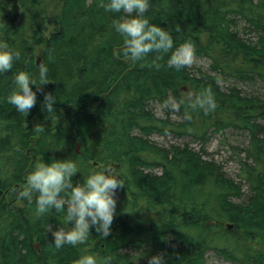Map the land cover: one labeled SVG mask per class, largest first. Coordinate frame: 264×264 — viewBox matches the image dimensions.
Segmentation results:
<instances>
[{
  "label": "trees",
  "instance_id": "obj_1",
  "mask_svg": "<svg viewBox=\"0 0 264 264\" xmlns=\"http://www.w3.org/2000/svg\"><path fill=\"white\" fill-rule=\"evenodd\" d=\"M105 2L0 0V40L21 52L13 70L0 74V264H73L84 252L132 264L127 248H142L143 261L135 264H148L160 252L167 264H205L208 251L236 264H264V139L258 136L264 96H243L218 83L257 82L264 88V0H150L145 15L172 35L174 47L190 40L196 57L207 59L209 73L196 74L170 66V50L138 60L115 55L123 46L115 19L135 13H113ZM236 17L247 25L249 39L236 32ZM37 61L48 66L49 81L24 115L5 97L14 86L12 71L35 72ZM205 90L217 101L208 112L187 100ZM49 91L57 96L52 118L42 108ZM172 98L184 100L177 122L147 110L149 102L164 106ZM225 129L249 135L239 160L247 196L186 145L162 149L147 140L157 133L204 143L209 131ZM67 157L82 172L74 183H82L89 169L114 165L125 185L117 191L107 237L93 227L83 244L56 248L51 231L64 226L63 211L36 217V194L20 193L42 160ZM154 166L161 168L159 176L143 172ZM231 197L242 200L233 203Z\"/></svg>",
  "mask_w": 264,
  "mask_h": 264
},
{
  "label": "clouds",
  "instance_id": "obj_2",
  "mask_svg": "<svg viewBox=\"0 0 264 264\" xmlns=\"http://www.w3.org/2000/svg\"><path fill=\"white\" fill-rule=\"evenodd\" d=\"M150 0H106L104 7L113 13H135L130 17L116 18L114 28L123 36V46L115 52L132 59H140L153 50L169 52L168 64L177 69L193 64L196 49L190 40L176 45L172 35L161 25L151 23L145 15L149 9ZM21 52L12 48L8 41L0 40V74H5L14 68L20 60ZM49 68L46 64L37 65L35 72L29 70L12 71L13 88L5 99L15 106L19 113L27 115L37 102V92L43 91L41 85L47 83ZM35 85V89L32 87ZM57 96L51 91L44 92L42 108L46 109L48 117L56 114L55 102ZM188 102L193 108L199 107L205 112L213 110L217 101L211 90L199 94H189ZM184 100L172 98L166 101L171 109H178ZM185 119H191V114L185 112ZM80 171L78 161L72 157L52 159L51 162L42 160L26 176V187L20 193L22 197L30 198L36 194L34 213L40 217L46 213L63 211V227L52 231L54 245L60 248L65 244H83L95 228L97 233L107 237L112 231L111 225L116 213V192L125 185L124 177L115 169L96 171L89 169L83 182H73L72 177ZM82 173V172H81ZM66 192V200L61 193ZM67 204L66 210L65 205ZM138 252L132 264H135ZM112 257H100L94 253L84 252L73 261V264H111ZM148 264H167L163 252L151 255Z\"/></svg>",
  "mask_w": 264,
  "mask_h": 264
},
{
  "label": "rangeland",
  "instance_id": "obj_3",
  "mask_svg": "<svg viewBox=\"0 0 264 264\" xmlns=\"http://www.w3.org/2000/svg\"><path fill=\"white\" fill-rule=\"evenodd\" d=\"M235 30L238 35L243 39H249L251 34L247 28V25L240 21L237 17L235 18ZM189 69L191 74H196L198 71L208 72V61L206 58L196 57L193 64L186 66ZM222 89L236 88L241 92L243 96H264V88L261 87L260 83H239L233 80H224L218 81ZM147 110L155 117L159 119L168 118L170 121H179V116L176 113L177 109H171L166 105L161 106L156 102H149ZM260 126V131L258 132L259 138L264 139V120L258 121ZM133 134H138L137 131H134ZM147 140L155 145L156 147L162 149H168L171 145L179 146L180 148L187 146L191 151L199 154L203 160H208L213 162L219 168V171L223 174L225 178L233 180L235 183L240 184L241 190L244 192V195L247 196V184L239 177L240 164L239 160H244L245 154L244 151L247 148L249 142V135L245 132L239 130L225 129L221 132H208L207 139L204 143L194 140L191 138H177L171 135H160L157 133H150L147 136ZM122 169L124 173L128 171ZM143 172L148 176H159L161 173V168L154 166L153 168H146ZM244 196V197H245ZM116 194V199H117ZM245 199V198H244ZM233 203H240L242 199L229 198ZM20 204V203H17ZM225 224V223H224ZM223 226V224H222ZM230 225L226 228L230 229ZM49 230V229H48ZM53 231V230H52ZM51 231V233H52ZM36 243V242H35ZM34 243V244H35ZM37 244V243H36ZM38 247V245H37ZM38 251V250H37ZM129 253L133 259L143 250H129V248L124 250ZM205 264H236L231 261L225 260L219 257L212 251L206 252ZM143 261L142 256H138L136 262Z\"/></svg>",
  "mask_w": 264,
  "mask_h": 264
},
{
  "label": "flooded vegetation",
  "instance_id": "obj_4",
  "mask_svg": "<svg viewBox=\"0 0 264 264\" xmlns=\"http://www.w3.org/2000/svg\"><path fill=\"white\" fill-rule=\"evenodd\" d=\"M117 167H118V166H114V165H113V166H111V167L109 166V167L106 168L105 170H107V169H115V170L117 171ZM105 170H104V171H105ZM117 191H118V190H117ZM116 194H117V192H116Z\"/></svg>",
  "mask_w": 264,
  "mask_h": 264
},
{
  "label": "water",
  "instance_id": "obj_5",
  "mask_svg": "<svg viewBox=\"0 0 264 264\" xmlns=\"http://www.w3.org/2000/svg\"><path fill=\"white\" fill-rule=\"evenodd\" d=\"M39 64H40V62L37 61V65H39ZM34 247L36 248V250H38V247H37V244L36 243L34 244Z\"/></svg>",
  "mask_w": 264,
  "mask_h": 264
}]
</instances>
